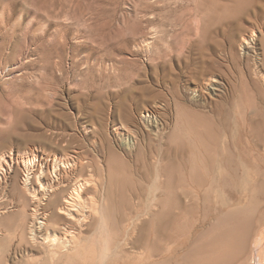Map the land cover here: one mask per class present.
I'll return each instance as SVG.
<instances>
[{"label":"bare ground","instance_id":"obj_1","mask_svg":"<svg viewBox=\"0 0 264 264\" xmlns=\"http://www.w3.org/2000/svg\"><path fill=\"white\" fill-rule=\"evenodd\" d=\"M256 1L230 0L237 9ZM199 62L195 88H221L212 59ZM231 106L235 121L221 126L178 107L165 141L134 129H159L148 104L135 117L127 107L112 137L102 119L92 127L93 157L60 153L73 140L0 152V264H264V95L255 103L243 93Z\"/></svg>","mask_w":264,"mask_h":264},{"label":"rangeland","instance_id":"obj_2","mask_svg":"<svg viewBox=\"0 0 264 264\" xmlns=\"http://www.w3.org/2000/svg\"><path fill=\"white\" fill-rule=\"evenodd\" d=\"M262 3L237 9L230 0H0V152L57 150L73 140L60 153L76 148L93 157L92 127L102 119L112 137L127 107L135 117L146 104L159 129L131 127L151 140L157 130L163 141L170 137L178 107L219 126L222 118L235 121L237 98L246 93L259 103L264 95L255 70L257 53L264 72ZM253 28L242 48L238 38ZM208 58L217 67L215 91L194 86L199 61Z\"/></svg>","mask_w":264,"mask_h":264}]
</instances>
